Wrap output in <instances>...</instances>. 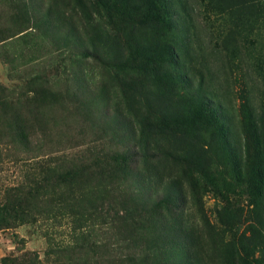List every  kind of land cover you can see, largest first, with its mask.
<instances>
[{
  "label": "rangeland",
  "instance_id": "1",
  "mask_svg": "<svg viewBox=\"0 0 264 264\" xmlns=\"http://www.w3.org/2000/svg\"><path fill=\"white\" fill-rule=\"evenodd\" d=\"M172 1L177 29L119 27L95 0H0V264H264L262 172L243 120L248 101L264 132V0ZM165 42L178 71L157 52ZM202 94L224 134L170 140L162 124ZM159 126L154 142L177 159H130L126 178L136 131ZM235 149L251 161L234 165Z\"/></svg>",
  "mask_w": 264,
  "mask_h": 264
},
{
  "label": "trees",
  "instance_id": "2",
  "mask_svg": "<svg viewBox=\"0 0 264 264\" xmlns=\"http://www.w3.org/2000/svg\"><path fill=\"white\" fill-rule=\"evenodd\" d=\"M95 12L100 17H103L102 15L107 14L112 17H115L118 20L119 27L126 28L132 27H145L149 23H153L155 20H159L161 22H164L167 26H169V29H177L178 28V22L175 20L174 11H173V1L172 0H141V2H131V0H95ZM129 26V27H128ZM165 46H158L157 52L159 54L160 50L163 49L164 54L163 58L169 56V69L173 71L174 69L178 71V68L180 66V55L177 52V48L170 44L169 42H165ZM137 56H141L140 53L133 55L132 52H130V58L126 61L128 62H138L140 58ZM162 57V56H160ZM159 57V58H160ZM161 59L163 62H166L168 60V57L165 59ZM158 59V57L153 58ZM120 67L128 68L125 65V62L120 64ZM161 69L163 66L160 67ZM124 71H128L125 69ZM174 83L184 89L191 88V82L187 80V76H184L182 73H179L177 77L174 76V73L172 74ZM185 84V87L183 86ZM181 91V90H180ZM204 94V92L202 91ZM203 94L197 99V103L195 102L193 98L190 99V106L187 108V110L180 112L173 118V121L171 123L162 124L164 126V130L167 134L171 133L172 136H169L168 138L171 140L174 136H181L179 138L182 140L183 138H188L189 135H192L194 131L196 132L199 127L201 128H208V127H216L217 128V136H222L224 133V117L220 113V108L212 105L209 100L203 96ZM205 95V94H204ZM194 105H196L198 108L194 109ZM243 120L245 121L246 126L249 128L248 132L252 135V138L254 139V143L256 145V157L259 158V166H260V172L257 173L254 177L255 180V186L263 192V167H264V132H260L258 126L259 122L257 121V117L255 115L254 110L252 109L251 105L248 101L244 102L243 105ZM160 126L155 129V131H148L146 129L136 131L138 132V136L140 141L141 148L134 147L130 150L125 149L129 152V157L126 160H123V158L120 157V164L123 167V175L127 178V175L125 173V169L129 165H131L130 159L133 160L137 164V167L141 165L143 161L157 162L158 160L169 157L172 159H177L176 154L171 151L168 148H161L154 140L157 141L158 134H160L159 131H161ZM139 132L141 135H139ZM146 132V133H145ZM159 142V141H158ZM228 146V145H227ZM117 155L119 154L116 152ZM122 155V154H121ZM232 157L234 158L233 164L237 167H242L244 164L249 163L251 159L249 158V155L246 157L242 150L232 151ZM134 157H136V161L134 160ZM245 157V159H244ZM130 167V166H129ZM133 171L136 169L132 168ZM262 170V171H261ZM140 169L138 168V171L136 173L143 176ZM130 173V172H129ZM144 173V172H143ZM201 173H204L201 172ZM154 189L150 188L151 192V199L156 197ZM149 192V195H150ZM261 192V193H262ZM147 204H150V202L147 200ZM153 208H156L154 206ZM119 249V248H118ZM141 256V255H140ZM139 256V257H140ZM132 259L130 256L128 257H116L111 262L112 264H129V262ZM133 260L135 263L140 261V259H137L136 257H133ZM41 264V261L39 258H32L27 255H23L16 259H5L4 264Z\"/></svg>",
  "mask_w": 264,
  "mask_h": 264
}]
</instances>
